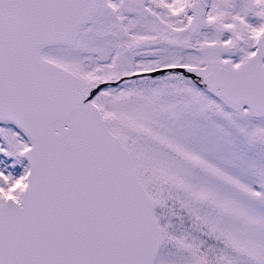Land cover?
<instances>
[{
  "label": "snow or ice",
  "instance_id": "snow-or-ice-1",
  "mask_svg": "<svg viewBox=\"0 0 264 264\" xmlns=\"http://www.w3.org/2000/svg\"><path fill=\"white\" fill-rule=\"evenodd\" d=\"M0 264H264V0H0Z\"/></svg>",
  "mask_w": 264,
  "mask_h": 264
}]
</instances>
